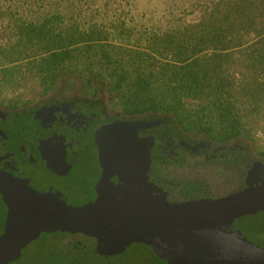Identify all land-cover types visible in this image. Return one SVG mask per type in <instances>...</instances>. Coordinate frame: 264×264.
<instances>
[{
	"label": "trees",
	"instance_id": "trees-1",
	"mask_svg": "<svg viewBox=\"0 0 264 264\" xmlns=\"http://www.w3.org/2000/svg\"><path fill=\"white\" fill-rule=\"evenodd\" d=\"M144 1L0 0V82L27 76L38 96L102 94L116 116L161 118L219 149L217 163L179 160L164 143L161 174L205 166L239 187L250 160L264 161V0Z\"/></svg>",
	"mask_w": 264,
	"mask_h": 264
},
{
	"label": "water",
	"instance_id": "water-1",
	"mask_svg": "<svg viewBox=\"0 0 264 264\" xmlns=\"http://www.w3.org/2000/svg\"><path fill=\"white\" fill-rule=\"evenodd\" d=\"M149 123L115 120L96 130L104 185L94 201L83 205H68L0 172V195L7 207L0 264L19 257L42 232L52 231L93 237L96 251L104 255L122 252L133 241L147 244L168 264H264V247L232 226L235 217L264 209L263 180L215 198L173 202L163 192L118 187L106 177L108 162L120 167L139 158L143 169L148 167L153 138L139 137L138 130Z\"/></svg>",
	"mask_w": 264,
	"mask_h": 264
},
{
	"label": "flooded vegetation",
	"instance_id": "flooded-vegetation-1",
	"mask_svg": "<svg viewBox=\"0 0 264 264\" xmlns=\"http://www.w3.org/2000/svg\"><path fill=\"white\" fill-rule=\"evenodd\" d=\"M115 120L148 121L149 125L138 130V136L153 138V152L145 170L143 169L145 162H141L139 158L134 162L125 161L120 167L107 163L110 167L106 177L115 186L152 195L163 192L168 200L177 202L196 198H215L239 190L247 183L255 184V180L264 181V161L255 158L250 160L242 174L239 187L236 186L235 178H232L234 174H230L227 179L230 187L220 185L226 180L224 176L213 174L218 176L217 181L201 178L198 179L197 189L185 187L182 191L181 181L184 182L189 178L186 176L182 179L172 173L161 174V169L158 167L157 161L160 159L159 154L163 150L164 143H167L169 150L174 153L175 151L181 153L177 156L179 160L192 154L208 157L213 163L217 161L213 159H216L214 157L219 150L215 145L199 138L190 140L176 137L164 125L161 118H123L104 107L100 108L95 99L62 94L41 97L35 103L25 105L23 109L0 104V172L10 174L26 182L38 193L49 195L68 205L79 206L92 202L97 197L100 185H104L102 181L104 177L101 178L103 166L98 158L99 150L94 141V134L99 127ZM198 167L205 172H211L205 166ZM191 180L193 181L194 178ZM174 194L175 197L172 198ZM3 204L7 212V207L5 203ZM232 226L242 233L256 230L264 232V209L235 217ZM42 234H47V237L53 239L46 246L48 249L53 248L48 252L52 264H91L80 256L81 252L84 254L93 252L106 259L126 253L133 245L146 251L143 254H136L139 260L143 261L140 264H168L163 258L158 257L150 246L142 242H128L122 252L104 255L96 251V240L82 233L52 231L42 232L39 237ZM31 242L21 249L19 257L9 261L8 264H28L25 249ZM253 243L258 245L256 241ZM34 263L40 264L37 261Z\"/></svg>",
	"mask_w": 264,
	"mask_h": 264
},
{
	"label": "rangeland",
	"instance_id": "rangeland-1",
	"mask_svg": "<svg viewBox=\"0 0 264 264\" xmlns=\"http://www.w3.org/2000/svg\"><path fill=\"white\" fill-rule=\"evenodd\" d=\"M147 1V0H145ZM144 1V2H145ZM153 2V0H151ZM143 2V1H142ZM23 81V83L20 85V87L12 89V87L7 85L4 82H0V104L2 106H10L15 104L16 108L23 109L25 107L24 103L28 102L27 104L35 103L39 98L42 96L36 95V90L38 89L36 80L33 78H28ZM57 94H62L64 96L68 95H77L74 92L66 93L64 90L60 89L58 90ZM95 100H101L104 103V106L106 108L107 101L106 97L100 94L98 98ZM26 104V105H27ZM190 160L188 159L185 163H189ZM182 179H185L187 176L189 179H201L204 178L207 181L211 180H218L217 175H213V172L204 171L201 167H197L196 169L192 170L189 167L186 169H182L177 174ZM213 175V176H212ZM215 178V179H214ZM221 180V179H220ZM172 198L175 197L171 196ZM244 236L248 238L250 241L254 242L256 241L258 245H261V247H264V232L259 231H244ZM80 237V236H79ZM81 238V237H80ZM53 239L51 237H47V234H42L40 237H38L36 240L31 242L26 247V262L28 264H35L34 262L40 261V264H52L53 262H50L49 260V253L53 248H46L47 245L50 244V242ZM134 249V250H133ZM145 251L144 248L141 247H135V245L131 246L129 250L126 253H122L121 255H115L112 257H108L106 259H103L101 256L89 252L88 254L80 253V256H82L84 259H86L89 263L93 264H101V263H110V264H140L143 262L142 260H139L138 256L136 254H143ZM40 252L41 256L35 255ZM135 253V254H134ZM146 253V251H145ZM45 257L44 259L42 257ZM34 257V258H33ZM41 258V259H40ZM48 258V259H47ZM65 259V258H63ZM47 260V261H46ZM52 260V259H51ZM53 261H55L53 259ZM157 262V261H156Z\"/></svg>",
	"mask_w": 264,
	"mask_h": 264
}]
</instances>
